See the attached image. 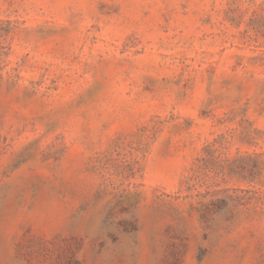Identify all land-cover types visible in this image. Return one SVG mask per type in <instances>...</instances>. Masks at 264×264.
<instances>
[{
    "label": "rangeland",
    "instance_id": "rangeland-1",
    "mask_svg": "<svg viewBox=\"0 0 264 264\" xmlns=\"http://www.w3.org/2000/svg\"><path fill=\"white\" fill-rule=\"evenodd\" d=\"M0 264H264V0H0Z\"/></svg>",
    "mask_w": 264,
    "mask_h": 264
}]
</instances>
